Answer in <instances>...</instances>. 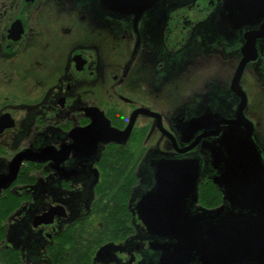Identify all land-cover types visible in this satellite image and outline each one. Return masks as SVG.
Segmentation results:
<instances>
[{
	"label": "flooded vegetation",
	"instance_id": "flooded-vegetation-1",
	"mask_svg": "<svg viewBox=\"0 0 264 264\" xmlns=\"http://www.w3.org/2000/svg\"><path fill=\"white\" fill-rule=\"evenodd\" d=\"M198 1L159 0L135 21L99 0H0V177L18 155L29 157L0 193V209L5 197L18 199L3 220L0 251L14 250L20 264H55L65 234L92 219L103 160L116 152L130 156L133 168L126 204L131 232L98 246L90 264H156L159 253L149 249L152 238L130 204L152 174L147 159H203L194 205L224 204L203 147L222 130L185 125L207 109L234 117L240 98L231 82L250 32L256 57L239 82L264 153V15L234 28L224 0H201L205 5L196 11ZM173 139L179 149L197 144L178 153ZM208 183L220 194L216 205L200 200V186ZM51 208L61 214L33 226V218ZM22 232L27 243L15 241ZM8 233L14 242L6 241ZM107 243L111 250L99 253Z\"/></svg>",
	"mask_w": 264,
	"mask_h": 264
},
{
	"label": "water",
	"instance_id": "water-1",
	"mask_svg": "<svg viewBox=\"0 0 264 264\" xmlns=\"http://www.w3.org/2000/svg\"><path fill=\"white\" fill-rule=\"evenodd\" d=\"M158 1L99 0V3L120 16L133 15L136 21ZM224 1L234 28L248 24L252 18L259 21L264 15V0ZM255 38L250 32L244 34L242 57L231 82V91L240 98L234 117L221 118L207 109L185 125L200 129L210 124V128L215 127L212 134L222 130L219 138L203 147L209 151L213 181L223 192L224 204L212 209L194 205L203 159L169 155L145 161L152 174H147L145 183L135 188L130 204L134 205L146 238H152L149 249L159 253L156 264H264V153L254 136V124L245 115L247 96L239 82L246 64L256 57ZM122 135L127 137L128 129ZM196 144L194 141L179 149L173 139L178 153L191 150ZM25 158L29 157L18 155L13 166L0 177V193L16 177ZM60 211L51 208L35 216L33 226L47 223ZM26 234L20 233L15 241L27 243ZM6 241L14 242L9 233ZM136 241V237L132 239ZM111 248L112 243H107L99 253Z\"/></svg>",
	"mask_w": 264,
	"mask_h": 264
},
{
	"label": "trees",
	"instance_id": "trees-1",
	"mask_svg": "<svg viewBox=\"0 0 264 264\" xmlns=\"http://www.w3.org/2000/svg\"><path fill=\"white\" fill-rule=\"evenodd\" d=\"M130 156L116 152L103 160L102 182L97 186V198L92 206L91 220L83 219L80 230L66 233L63 249L55 264H90L94 250L108 241H119L130 234L131 215L127 210V198L131 189L133 168ZM218 190L212 183L200 186V200L206 205L219 202ZM18 199L9 195L3 199L0 209V240L4 237L3 220L18 204ZM19 255L11 249L0 251V264H20Z\"/></svg>",
	"mask_w": 264,
	"mask_h": 264
},
{
	"label": "rangeland",
	"instance_id": "rangeland-1",
	"mask_svg": "<svg viewBox=\"0 0 264 264\" xmlns=\"http://www.w3.org/2000/svg\"><path fill=\"white\" fill-rule=\"evenodd\" d=\"M205 4H204V2L202 1L201 2V0H199L198 1V6L196 7V11H197V8H202L203 6H204ZM201 11H202V9H200ZM193 12H195V10H193ZM184 13H186V17L185 18H191L192 16H191V10H189V11H187V12H184ZM181 20V19H180ZM260 127H262V129H263V131H264V121H262L261 122V124H260ZM123 258H125L124 257V255H121Z\"/></svg>",
	"mask_w": 264,
	"mask_h": 264
}]
</instances>
